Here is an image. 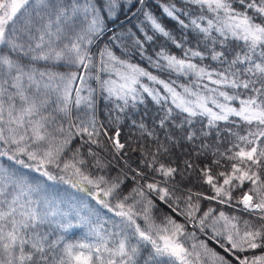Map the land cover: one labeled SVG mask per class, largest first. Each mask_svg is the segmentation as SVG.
Here are the masks:
<instances>
[{
	"label": "snow or ice",
	"instance_id": "1",
	"mask_svg": "<svg viewBox=\"0 0 264 264\" xmlns=\"http://www.w3.org/2000/svg\"><path fill=\"white\" fill-rule=\"evenodd\" d=\"M135 2L144 4V0ZM184 2L206 9L212 17L201 15L191 19V26L202 34L197 37L194 49L186 48V38L177 40L150 12H146L152 28L183 50L182 57L166 50L159 51L155 66L194 75L193 83L207 80L215 87L203 84L197 91L182 84L183 92L177 91L170 82L118 58L109 50L102 53L101 70H111L118 79L97 76L100 91L108 99L114 97L122 101L116 105L121 113L130 101H142L145 93L157 104L167 101L169 96L162 95L159 88H150L144 82L143 78H146L162 85L170 94L172 104L187 114L183 124H191L196 117L208 118L206 128L201 129L203 136H211L213 132L219 136L220 122L237 123L230 118H239V122L247 126L246 134H240L232 127L226 129L233 137L232 146L224 151L219 147L212 151L214 167L197 168L194 162L185 160L180 168L160 162V156L168 155L171 146L179 143L171 132H166V143H157L155 153L149 150L143 155V168L128 166L132 173L130 179L137 181L132 193L146 201L143 213L135 211V203L140 201L127 203L129 196L112 207L97 194L99 203L114 212L119 220L111 221V232L103 225L90 228L95 237L92 243H65L62 236L52 239L53 232L45 230L53 224L51 218L57 215L51 203L32 199L33 194L40 191L39 186H34L18 171L0 164V264H204L205 258L212 264H264V255H245L264 248V0ZM125 3L129 8L133 6V0H125ZM119 7L120 0H0V157L24 168H34L48 180L57 179L48 166L61 168L62 164L64 172L70 170L72 176L79 178L68 181L72 187L83 189L84 184H89L99 189L104 184L107 187L101 191L105 197L119 195L124 179L129 178L128 173L121 170L111 180L105 176L93 179L83 170L89 161L81 152V148L87 146L86 156L91 157L93 166L99 169L112 163L100 155L103 151H111L112 159L118 164L127 163L124 159L126 143L121 142L120 130L110 131L123 118L119 115L113 118L109 114L106 123L99 121L94 97L96 89L89 87L88 95H82L87 84L85 77L92 64L85 45L93 43V38L103 32L101 13L106 10L111 16ZM164 12L181 27H189L180 19L184 10L175 4L166 5ZM204 19H207L206 26L199 22ZM145 38H131L132 47L143 49L145 42L153 40L151 35L145 34ZM233 42L242 43L229 55ZM206 55L221 68L210 69L192 62V58L203 60ZM40 61L80 65L85 74L42 70L37 66ZM77 83L81 87H75ZM74 109H80L81 114L75 115ZM172 112L169 107L160 117L161 128H165L167 122L175 123ZM136 123L133 121L134 125ZM183 124L176 127L182 129ZM138 126L145 129L143 123ZM147 135L159 141L154 133ZM77 138L83 143L73 151L71 160H62ZM195 138V132L184 137L188 141ZM105 141H111V145H106ZM200 148L197 156L211 146L201 144ZM192 171L201 174L200 178L212 194H193L190 189L181 187ZM137 178L144 181L151 178L152 182L140 185ZM161 184L165 186L161 187ZM151 192H156L159 200L164 201L173 213L185 217L186 223H179L168 215L164 223L156 224L151 216L154 203L148 198ZM201 198L219 205L242 206V211L253 219L241 222L239 217L212 207L202 212ZM138 217L142 218L144 227L137 222ZM187 224L198 227L201 232L211 229L214 239L225 241L221 243L217 239L225 254L210 250L203 241L199 246L186 247L184 240L195 238V232L186 236ZM59 227L71 228L72 224H60ZM165 257L166 260L161 259Z\"/></svg>",
	"mask_w": 264,
	"mask_h": 264
},
{
	"label": "trees",
	"instance_id": "2",
	"mask_svg": "<svg viewBox=\"0 0 264 264\" xmlns=\"http://www.w3.org/2000/svg\"><path fill=\"white\" fill-rule=\"evenodd\" d=\"M94 2H97V0H94ZM171 4H175L178 9L184 10V12L180 14V19H183L185 24L189 25V27H181L177 20L169 17L164 12V7ZM142 8V5L136 3L135 0H133V6L131 8L126 5L125 0H120V7L113 15H107L106 10H104L101 13L103 32L93 38V43L85 45L91 57L92 64L89 66V70L85 77L87 84L83 88L82 95H88L89 87L96 89L94 97L96 100V115L99 121L106 123L109 119V114H111V117L113 118L117 115L123 118L122 122L114 124L113 129H110V131L116 129L120 130L121 142L126 143L127 151L126 155H124V159L127 163L125 164L121 162L118 164L112 159L113 153L111 151H103L100 152V155L104 157L105 160H111L112 163L107 168H96L93 166L92 158L86 156L87 146H85L84 148H81V152L85 153V158L89 163L83 166V170L86 175L91 176L93 179H96L99 176H105L109 180L115 177L121 170L127 172L129 178L124 179L119 190V195L105 197L101 191V189L107 187L104 184H101L99 189L89 184H84L83 189L72 187L71 183L68 181H76L79 178L72 176L70 170L67 173L64 172L62 164L61 168L48 166L52 174L57 177L55 180H48L47 177L43 176L41 172L35 171L34 168H24L23 166L16 164L14 161L7 160L6 157H0V164L4 167H10L13 170L18 171V173L23 174L34 186H39L40 191L34 193L32 199L42 202L49 201L51 203L52 210L55 211L57 215L51 218L53 224L50 227L46 226L45 230L53 232L52 239H55L56 236H62L65 243H92L95 240V237L91 234L90 228L103 225V228L107 231H113L111 221H118L119 217H116L114 212L109 211L108 208H105L102 204L98 203L97 194H99L100 199L108 201L112 207L115 206L118 200L129 196L130 199L127 203L131 204L135 203V201H140L139 203H135V211L143 213L146 207V201L132 193V189L137 187V181L130 179L132 173L129 171L128 166L130 165L132 169H137L138 167L143 168L144 164L141 162L143 155H146L149 150L155 153L157 143H166V132H171L179 143L175 146H171V151L168 155H161L160 162L166 165L170 164L172 167L180 168H183L185 160L194 162V167L197 168L213 166L211 163L214 159L212 151L216 147H219L221 151H224L232 146L231 140L233 137L226 131L228 127H232L234 131H237L240 134H246L245 129L247 126L239 122V118H230L235 119L237 123L233 125L220 122L221 132L219 133V136L215 132H213L211 136H203L201 134V129L206 128L208 118L196 117L192 119L191 124H183L184 118L187 114L181 112L180 109H177L175 105L172 104L170 94L163 89L162 85L155 84L146 78H143L144 82L148 84L150 88L161 89L162 95H168L169 99L163 104H157L151 96H148L145 93L143 94L142 101H130L125 112L121 113L117 110L116 105L122 104V101H118L114 97L108 99L101 93L100 80L96 79L97 76L101 79H108L109 77L114 80L118 79L111 70H101L102 53L109 50L118 58L137 64L150 71L152 74L157 75L158 78L170 82L177 91L183 92V89L180 87L182 84L188 85L197 91L201 90L203 84H208L209 87H215L207 80L193 83V81L196 80L194 75L178 74L167 68H157L155 66L156 54L159 51L166 50L170 54L182 57L183 50L177 48L167 37L157 33L155 29L152 28L151 22L145 16L146 12H150L177 40L186 38V48L192 47L195 49L197 46V37L202 34H199L191 26L190 21L201 15L211 18L212 14L206 9L205 12L201 11L199 6L186 4L184 0H146L145 7L144 9ZM81 20H83L82 17ZM199 22L202 26L207 25V19ZM84 23L86 24L87 22L84 21ZM145 34L153 36V40L151 42H145L143 49H134L132 47L131 38L138 37L141 40H145ZM66 42L67 41H65V43ZM240 43L242 42H233L230 45L229 55H231L232 51L235 50ZM148 57H152V59L150 60ZM192 62L199 63L201 66H207L210 69L221 68L216 61L211 60L210 55H206L203 60L192 58ZM161 63L163 64L166 62L161 61ZM37 66L42 70L47 68L54 72H78L80 75L85 74L82 66L70 65L65 62L57 63L55 61H40ZM75 87H81V85L77 83ZM235 103L238 104V101ZM209 106L211 107V105ZM83 107L84 106L82 105L81 108ZM169 107L173 109L172 120L175 123L167 122L166 127L161 128L159 126V119L164 116L165 110ZM74 114L80 115L81 110L74 109ZM133 121H136L137 123L134 125ZM140 123L145 125V129L142 130L139 128L138 125ZM179 124H183L182 129L176 127V125ZM148 132H152L155 136H158L159 141L155 140L153 136L147 135ZM190 132L196 133V138L193 141L184 139L185 135ZM82 143L83 141L79 138L73 140L70 148L65 151L62 160H71L73 151L76 148H79ZM105 144L110 146L111 141H105ZM201 144L210 145L211 148L207 149L204 154L197 156V153L201 151ZM127 145H131V147H127ZM92 147L94 150L99 151L95 146ZM0 148H2V146H0ZM134 148L138 150L133 151ZM21 158L26 159V157ZM27 162L34 163L32 161ZM200 177L201 174L198 171H192L191 175L184 181L181 187L185 190L190 189L193 194L197 192L204 193L205 195L212 194L209 186L205 184ZM137 179L140 185L152 182L151 178L146 181L139 180V178ZM156 180L157 182L160 180L158 174ZM163 186L165 185L161 184V187ZM245 187L247 188V184ZM84 189L93 194L97 201L84 195L82 193V190ZM236 195L237 193H234V196ZM74 198H79L81 201L74 203ZM148 198L152 199L154 203V207L151 209V216L156 224L164 223V218L168 215H171L173 219H176L179 223H186L185 217L173 213L171 209L166 206L164 201L159 200L156 192L148 193ZM199 204L202 212L207 211L209 207H212L216 208L218 211H224L228 215L239 217L241 222L253 219L249 214L238 212L231 208V206L219 205L203 198L200 199ZM180 207L183 208L184 205L180 204ZM197 215H199V213H197ZM69 222L72 224L71 228L61 229L59 227L60 224H67ZM137 222L141 224V227L145 226L141 217L137 218ZM191 232H195V238L188 237L185 239L184 243L186 247L190 248L192 244H197V246H199V243L203 241L207 244V247L210 250L220 255L225 254L224 249H222L217 243V239H220L221 243H225V241H223L222 238L214 239V234L211 229H205L204 232H201L198 227L193 228L191 224H187L186 236ZM245 255L249 257L264 255V248L251 250L245 253ZM161 259L166 260L167 258L165 257ZM204 264H212V262L210 259L205 258Z\"/></svg>",
	"mask_w": 264,
	"mask_h": 264
},
{
	"label": "rangeland",
	"instance_id": "3",
	"mask_svg": "<svg viewBox=\"0 0 264 264\" xmlns=\"http://www.w3.org/2000/svg\"><path fill=\"white\" fill-rule=\"evenodd\" d=\"M145 1V0H144ZM146 3V2H145ZM145 3H144V5H145ZM143 5V6H144ZM201 11H203V12H205V10H201ZM95 200L97 201V199L95 198ZM79 201H81L79 198H74L73 199V202L74 203H76V202H79ZM212 202H215V201H212ZM99 203V202H98ZM216 203V202H215ZM224 206H229V205H224ZM231 208H233V209H235V210H237L238 212H241V213H246V214H248L247 212H244V211H242V206H240V207H231Z\"/></svg>",
	"mask_w": 264,
	"mask_h": 264
}]
</instances>
